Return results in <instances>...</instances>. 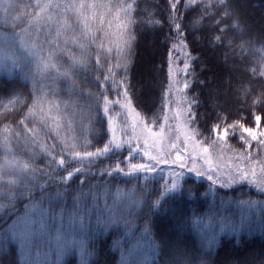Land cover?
<instances>
[{"label": "snow or ice", "instance_id": "6c2138e0", "mask_svg": "<svg viewBox=\"0 0 264 264\" xmlns=\"http://www.w3.org/2000/svg\"><path fill=\"white\" fill-rule=\"evenodd\" d=\"M181 3L182 0H167L164 7V12L167 13L165 15L164 13L147 14L145 9L140 8L138 0H30L22 8L13 4L11 0H0V27L10 29L7 36L0 38V61L12 59L15 63L14 54L18 44L19 49L28 55L34 58L39 55L38 67L48 72H55L56 77L62 79L71 89L76 87L78 72L82 71L87 76L90 69L94 71V79L88 82L94 83L99 90L95 113L101 123L106 120L108 136L103 147H96L95 151L91 150V142L87 137L84 138L82 145L75 141L69 143L58 136L59 121L50 123L55 118L45 113L46 101L50 110L58 112V106L48 100L47 93L43 90L39 95L34 93L31 104H24L27 111L23 112L20 125L23 126L21 135L28 160L18 161L7 168H0V258L4 264H49L47 260L40 259L39 252L35 259H26L25 255L33 246L38 247V241L42 237L53 235L52 227L57 221L62 222L65 219V208L61 207L59 213L55 211V208L66 197H71L74 212L80 216L81 231L74 240L65 237L56 251V260L51 264H61L63 257L73 254L74 248L84 249L85 242L90 237H96L97 233L100 235L107 233L106 239L109 240L114 236L121 238L111 240L110 245L101 244L98 248H94L97 258L93 264H156L151 252L135 260L132 259L135 247H129L125 254L124 237L131 238L135 235L132 220L126 219L123 213L119 218H115L107 205L104 210H99V200L95 196H93V204L90 207L87 203V194H76L69 191L74 177L79 181V188L88 182V175L79 166L85 161L88 162L90 169L97 170L91 173L90 179L123 175L129 178V183L132 180L137 182L135 189L141 193L144 207V215L139 217L144 223L139 226L140 235L137 239H148L151 250L158 256L167 255L176 241L171 235L162 231H156L155 240L151 239L153 234L151 215L154 210L169 209L173 226L179 227L182 217L186 215L172 205L168 198L169 194L179 189L183 197H191L195 192L197 195L192 199L198 200L200 196L197 188H203V185L197 186L192 182L179 183L185 173L192 174L196 180H206L214 194L231 198L229 202L235 201L251 208L259 206L264 210V200L258 202L252 199H242L244 196H251V192L244 191V186H250L264 196V152L259 158L250 152L237 157L238 160H246L248 167H237L234 170L229 168L228 175H224L219 168H213L210 164L197 166L198 155L188 151V144L195 146L200 138V134L194 127L198 118L191 101L181 99L179 103L187 106L179 110L175 117L177 133L184 132L185 143L178 147L177 142L180 136L177 135L176 141H169L171 151L166 154L159 149L154 151L148 140V137L154 135L150 125L156 121L152 120L148 126H145L140 114L132 107V100L129 99L126 90L128 71L126 60L139 42L141 32L135 31L138 26L143 29V34L153 35L168 53V83L165 86V97L170 94L173 87L181 92L190 87L188 80L184 81L182 87L179 86L178 81L173 80L171 60L174 51L179 49L183 53L184 66L181 71L191 78L190 67L200 64L206 52L216 49L219 45H224L227 33L239 26L237 22L229 24L228 28L221 27L229 20L238 19L235 17V12L230 11L232 8L230 0H185L182 19L179 15ZM12 9L18 11L16 15L10 16ZM213 9L216 11L213 12ZM204 13H208L209 23L207 25L203 23ZM220 13L224 14L225 19L219 18ZM145 15H147L146 19L138 21L136 18ZM155 16L159 19H155ZM96 20L100 21V26L95 29L96 34L94 35L90 29ZM212 21H215V24ZM105 22L109 25L107 30L104 28ZM112 25H115V32L112 31ZM53 27L56 29L55 40L51 39ZM77 28H79L78 34ZM16 29L20 30L16 31ZM217 29H219L218 32ZM68 32L72 33L71 38L66 39L64 43L67 45L70 42L78 55L69 54L66 49L60 48V37ZM41 35L49 37L47 41L49 45H55L47 53L40 40ZM105 38L113 41L107 49L104 48ZM97 41H99V46ZM97 47L98 51L93 65L91 50ZM112 47L117 53V67L124 69L122 74L111 66ZM101 52L105 54L106 67H102ZM194 53H200V55H193ZM65 54L69 57L68 63L66 66H61L57 60L59 56ZM258 54L264 65V43L258 50ZM260 72L264 75V67H261ZM117 76H120L119 80ZM204 88L208 90V96L211 98L213 93L207 81H205ZM112 96L117 99H110ZM260 102L264 103V92L261 93ZM20 103L19 98L14 102V104ZM166 107L167 99H165ZM115 109L119 111H114ZM121 115L126 118L118 125L117 117ZM164 120L167 122V114ZM89 121L92 122L91 116ZM254 122L260 125L264 121L260 116H255ZM181 123L183 128H181ZM168 128L171 131L172 125L169 124ZM138 129L141 131L138 132ZM44 132H47L48 137H56L52 141L55 147L41 146L39 138ZM210 132L217 136L220 142H225L230 134L238 132L240 144L245 148L255 140L260 148L264 149V131L257 132L238 124H220L212 127ZM11 138L10 136L8 139L11 140ZM232 138H236L235 135ZM16 139L19 140L20 137L17 136ZM57 147L60 148L59 153L55 150ZM181 148L184 150L183 159L180 155ZM203 151L207 153L208 149L204 148ZM173 153H175L174 161ZM102 157L109 161L115 158V162L110 163L109 168H105ZM97 161L99 163H96ZM161 161H173L169 164L171 171L167 178L161 177L163 183L153 190L147 183V176L160 165ZM257 163L259 173L256 170ZM38 164L43 166L38 167ZM181 165H183L182 168ZM140 174H144L143 177ZM81 176L84 178L79 179ZM5 177L12 178L6 179ZM53 188L56 189L55 193L52 192ZM21 205H23L22 208ZM131 207L136 209L140 207V203L134 202ZM49 209H52L53 225L48 223ZM93 209L98 210L94 220ZM104 212L108 214L105 215ZM71 215L69 214V218ZM85 219H87V224H85ZM200 224L201 221L196 219L195 227L200 228ZM260 225L261 233L264 234V214L261 216ZM233 228L237 230L235 226ZM121 229H123L122 233ZM60 233L61 228H57L55 236L58 241ZM203 234L209 237L206 232ZM215 240V234L211 235L208 246L210 247ZM110 246L120 250L118 262L108 259ZM221 247L223 248V245ZM216 255L219 256V252ZM249 255L251 258L245 260L243 264H264V254L259 257L252 253ZM184 259L187 264H223V262L201 255L189 257L185 254ZM169 260L171 261V257ZM160 264H164V261L161 260Z\"/></svg>", "mask_w": 264, "mask_h": 264}, {"label": "trees", "instance_id": "16d2710c", "mask_svg": "<svg viewBox=\"0 0 264 264\" xmlns=\"http://www.w3.org/2000/svg\"><path fill=\"white\" fill-rule=\"evenodd\" d=\"M11 2L22 8L30 0H11ZM184 2L185 0H182L180 5L179 15L181 19L185 11ZM230 2L232 5L230 11H234L235 17L238 19L229 20L221 27L228 28L229 24L238 22V28L227 33L224 45H219L216 49L206 52L200 64L190 67L192 81L189 93L195 101V114L198 118L197 127L202 135L208 138L213 136L210 129L220 124H238L245 128L260 127L264 129V122L260 125H256L254 122L255 116H260L264 121V103L260 102L261 93L264 92V75H261L260 69L264 65H262L261 56L258 54V50L264 43V0H230ZM138 3L141 9L146 10L147 14L164 13L167 15L164 12L167 0H138ZM17 11V9H12L10 16L16 15ZM212 11L215 12L216 9ZM204 16L203 23L207 25L209 23L208 13H204ZM136 18L139 21L146 19L147 15L137 16ZM219 18L225 19L224 14L220 13ZM106 19L108 18L106 17ZM155 19L158 20L159 17L155 16ZM72 22H75L74 19ZM212 23L215 24V21H212ZM99 26V20L92 23L90 30L94 35L96 34L95 29ZM104 28L106 30L109 28L107 22L104 23ZM19 30L16 29V31ZM9 31L10 29L0 27V38L7 36ZM76 31L78 34L79 28ZM112 31L115 32V25H112ZM135 31L141 32V36L126 60L128 65L126 90L137 107L141 106L148 113H156L157 108L162 105L165 86L168 83V53L160 46L153 35L143 34V29L139 26ZM218 31L219 29H217ZM71 35L72 33L68 32L60 37V48L62 50L66 49L69 54L78 55L77 50L70 42L67 45L64 43L66 39L70 40ZM48 39L47 35H41L40 37L41 42L44 44L45 53L50 48L55 47V45L48 44ZM51 39H56L55 27L51 30ZM112 43L111 39L105 38L104 48H109ZM97 45L99 46V41H97ZM170 47L173 46L170 45ZM97 51L98 47L91 50L93 65ZM104 55L101 52L102 67L107 66ZM193 55L199 56L200 53H194ZM110 56L111 66L122 74L124 69L123 67H117V53L114 47H112ZM14 59L15 63L12 59L0 61V168H7L9 165H15L18 161L26 162L28 160V156L24 151V141L21 135L23 126L20 125V120L23 119V112L27 111L24 104L30 105L33 94L39 95L41 90L48 94V100L58 106V112L50 110L47 101L45 102V113L55 118L50 123L59 121L57 132L60 139L69 143L75 141L82 145L84 138L87 137L91 142V150L95 151L96 147L102 148L108 139L107 122L105 120L101 123L96 117L95 108L98 103L99 90L94 83L90 84L88 82L94 79V71L90 69L87 76L82 71L78 72L76 87L71 89L62 79L56 77L55 72H48L38 67L39 55L35 58L28 55L19 49L18 44ZM68 59L67 54L61 55L58 57L57 63L66 66ZM119 79L120 76H117V80ZM205 81L212 89L213 95L211 98L208 96V90L204 88ZM151 94L154 95L152 101L153 111L148 110L146 106L150 101L147 98ZM18 98L21 103L14 104ZM110 99H117V97L112 96ZM100 102H102V98H100ZM90 116L92 118L91 123L89 121ZM238 134V132L230 134V139L233 144L240 147ZM233 135L236 138H232ZM10 136L12 137L11 140L8 139ZM17 136L20 137L19 140L16 139ZM45 137H47V140H45ZM39 139L41 146L55 147L52 141L56 137H48L47 132L41 133ZM55 150L57 153L60 152L58 147ZM101 160L104 162L105 168H109V164L115 162V158L109 161L107 158L102 157ZM96 163H99V161ZM37 166L42 167L43 165L38 164ZM79 166L88 175L89 180L82 188H79V181L74 177V182L71 184L69 191L76 194H87V203L90 207L93 204V196H95L99 200V210H104L103 207L111 201L113 191L118 189L131 191L135 198L140 201V207L131 212L128 217L126 213L124 215L126 219L133 221L135 235L132 237L139 236V226L144 223L143 219L139 217L144 215V207L141 193L135 189L137 182L132 180L129 183V178L123 175H116L113 178L90 179L91 173L97 170L90 169L87 161ZM5 178L11 179L12 177ZM83 178L81 176L79 179ZM185 182H192L197 186L203 185V188H197L200 196L198 200L192 199L197 195L195 192L191 197H183L179 189L175 193L169 194L168 198L172 205L186 215L182 217V223L179 227L173 226L169 209L154 210L151 215L153 225L151 238L155 240L156 231H162L171 235L176 241L167 255L158 256L156 253L154 254L153 260L156 264H160L161 260L164 261V264H172V262L174 264H187L184 259L185 254L189 257L207 256L209 259L223 262V264H237V262L243 264L245 260L251 258L250 253L256 257L264 254V234L261 233V218H258L260 220L257 222L253 219L245 222L242 230L237 229L235 231L230 224L228 227H221L219 222L228 219V217L222 218V214H228L230 211L235 212L236 206L242 205L235 201L229 202L231 198L214 194L205 180L187 177L179 183L184 184ZM147 183L154 190L163 181L161 178H153L147 180ZM55 191L56 189L53 188L52 192L55 193ZM244 191L251 192L250 197H242L244 200L252 199L258 202L264 200V196H261L249 186H244ZM243 206L247 207V205ZM22 207L23 205H21ZM61 207L65 208V216L68 217L69 214L77 215L74 212L71 197L61 200L55 211L59 213ZM257 207L261 209L259 206ZM93 211L95 219L98 210L93 209ZM49 214H52V209H49ZM104 214L106 215V212ZM196 219L201 221L200 228L195 227ZM207 222L211 223L210 227L205 225ZM4 227H7V225H4ZM222 228L223 230H221ZM122 232L123 229H121ZM205 232L209 237L204 236L203 233ZM213 234H215L216 240L209 247L208 240ZM106 237L107 233L103 235L97 233L96 237H90L85 242L87 247L86 264H93L96 260L94 248H98L101 244L110 245L111 240L121 238L114 236L109 240ZM217 252H219V256L216 255ZM169 257H171V261ZM108 259L118 262L120 250L110 246ZM79 262L78 254L75 251L72 255L67 256L62 264H79ZM0 264H4L2 258H0Z\"/></svg>", "mask_w": 264, "mask_h": 264}, {"label": "rangeland", "instance_id": "374dc122", "mask_svg": "<svg viewBox=\"0 0 264 264\" xmlns=\"http://www.w3.org/2000/svg\"><path fill=\"white\" fill-rule=\"evenodd\" d=\"M169 64V63H168ZM171 65L173 68V80L179 82V86L182 87L184 81L188 80L192 81V77L185 75L181 70L183 69V53L177 49L172 53V60ZM190 71V69H189ZM179 73V74H177ZM189 89H185L183 92L178 91L176 87H173L170 90V94L163 98L162 101V108L159 106L157 108L156 113H148L144 109L140 107H137L135 101L132 99V97L129 95V99L132 100V107L133 109L140 114L141 119L144 122L145 126H148L150 121L155 120L156 123L151 124V128L153 130V137H148L149 143L152 144L153 150L159 149L163 153H167L168 151H171V143L169 141H176L177 135L180 136V140L177 142V146L183 145L185 143L184 139V132L181 131L177 133V121L175 117L178 115L179 110H181L183 107H186L187 105H182L179 103L181 99H187L191 101L192 106L194 107L195 101L192 99V96L189 93ZM150 100L148 102V110H152L153 105V99L154 95L151 94V96H148L147 98ZM165 99H167V107L165 108ZM114 111H119V109H115ZM167 114L168 120L165 122L164 116ZM126 117L124 115L117 117V124L119 125L120 122H122ZM171 124L172 128L171 131H169L168 125ZM197 132L200 134L199 140H197L196 145L188 144V151L189 152H195L196 155H198V165H211L213 168H219L224 175H228L229 168H232L233 170L237 167L245 168L248 167L247 161L244 159H237V157L243 156L245 153L250 152L253 156H257L258 158L261 156V153L264 152V149H261L260 146L256 143L255 140L251 142L250 145H248L246 148L244 146H236L231 142L230 135L228 139L225 142H220L218 140V137L213 135L210 138L205 137L202 135L200 130L197 127V124L194 126ZM181 128H183V125L181 123ZM130 129V125H129ZM253 130L260 132L264 131L263 128L257 127L252 128ZM138 132L141 130L138 129ZM144 136L147 137V134L144 133ZM239 139V134L238 137ZM240 141V139H239ZM204 148L208 149V152L205 153L203 151ZM183 148H181L180 155L183 159ZM175 159V153H173V161ZM173 161H161L160 165L153 169V171L148 174L147 180L153 179V178H161L165 177L170 174L169 164H172ZM190 162V161H189ZM183 165H181V168ZM256 170L259 173V164H256ZM142 177L144 174H140ZM187 177H194L190 173H185L182 177V180H184ZM195 178V177H194ZM181 180V181H182ZM204 180V179H201ZM206 181V180H205ZM180 182V181H179ZM250 187V186H249ZM251 188V187H250ZM254 189V188H253ZM116 190V189H115ZM255 190V189H254ZM112 198L109 203H107V207L111 209L112 214L115 218H119L121 213H126L127 217L128 215L136 211L137 209H132V205L134 202L140 203L137 198H135V195L132 194L131 191H128L126 189H118L116 191H113ZM105 209V206L103 207ZM264 211L259 209L258 207L251 208L249 206H236L235 212L230 211V213H223L222 218L228 217V219H223L224 222H219L221 227H228V225L235 226V229L242 230V226L245 222H249L250 220H254L257 222L258 218H261V214ZM94 214V211H93ZM108 213L106 212V215ZM94 220V216H93ZM211 221V219H210ZM49 225H53V222L51 220V215L49 214ZM85 224H87V219H85ZM208 227L211 226L210 222L205 223ZM57 228H61L60 233V240L58 241L55 236V232ZM232 229H234L232 227ZM81 231L80 228V216L79 215H71L65 216V219L61 221H57L56 224L52 227L53 235L48 236L45 235L38 241V247L33 246L31 249H29L26 252L25 258L26 259H35L37 253L39 252L40 259L47 260L49 264L51 262L56 260V251L60 244L64 241L65 237L68 239H76V237L79 235ZM237 231V230H235ZM138 237V236H137ZM137 237H125L124 238V251L125 254H127V250L129 247H135V253L132 256V259H139L143 256L148 255L150 252L152 254V258L154 257L155 252L151 250V246L148 239H140L138 240ZM90 239V238H89ZM153 240V238H151ZM77 252L79 257V264H86L87 263V247L84 246V249L74 248L73 252ZM67 256L63 257L61 260V264L64 262Z\"/></svg>", "mask_w": 264, "mask_h": 264}]
</instances>
